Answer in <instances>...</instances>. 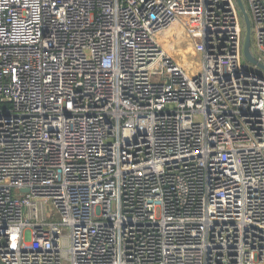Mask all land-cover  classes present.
Instances as JSON below:
<instances>
[{
	"label": "built area",
	"instance_id": "2783aa9c",
	"mask_svg": "<svg viewBox=\"0 0 264 264\" xmlns=\"http://www.w3.org/2000/svg\"><path fill=\"white\" fill-rule=\"evenodd\" d=\"M242 2L264 66V0ZM186 16L190 66L158 41ZM244 22L237 0H0V264H264Z\"/></svg>",
	"mask_w": 264,
	"mask_h": 264
},
{
	"label": "rangeland",
	"instance_id": "374dc122",
	"mask_svg": "<svg viewBox=\"0 0 264 264\" xmlns=\"http://www.w3.org/2000/svg\"><path fill=\"white\" fill-rule=\"evenodd\" d=\"M198 27L197 19L194 16H186L180 23L160 33L158 35V41L162 48L180 64H182V61L185 59L189 62L188 66L194 62L197 64L200 62V58L194 50L195 39L191 37L192 33L190 30L194 31L195 36L197 35L195 31ZM180 32H184V34L181 36ZM243 32L246 36L247 29L245 22L243 24ZM189 37L191 38V41ZM178 38L181 39V41L179 39L180 42L178 41ZM188 41L191 42L192 45H190ZM252 41L254 42V38H252ZM67 233V231H64V234Z\"/></svg>",
	"mask_w": 264,
	"mask_h": 264
},
{
	"label": "water",
	"instance_id": "95a60500",
	"mask_svg": "<svg viewBox=\"0 0 264 264\" xmlns=\"http://www.w3.org/2000/svg\"><path fill=\"white\" fill-rule=\"evenodd\" d=\"M238 4L240 6V9L243 13L244 19H245V24H246V29H247V34L245 37V46H244V54L246 59L256 65H259L260 67L264 68V66L262 64H260L257 59L255 58L253 52H252V29H251V22H250V18L249 15L246 11V8L242 2V0H237Z\"/></svg>",
	"mask_w": 264,
	"mask_h": 264
},
{
	"label": "crops",
	"instance_id": "0c3cea01",
	"mask_svg": "<svg viewBox=\"0 0 264 264\" xmlns=\"http://www.w3.org/2000/svg\"><path fill=\"white\" fill-rule=\"evenodd\" d=\"M183 34H184V32H180V35H181V36H182ZM179 39H180V38H178V41H179ZM189 39H190V41H191V38H190V37H189ZM180 41H181V39H180ZM180 41H179V42H180ZM188 42H189V41H188ZM189 43H190V45H192L191 42H189Z\"/></svg>",
	"mask_w": 264,
	"mask_h": 264
},
{
	"label": "bare ground",
	"instance_id": "6f19581e",
	"mask_svg": "<svg viewBox=\"0 0 264 264\" xmlns=\"http://www.w3.org/2000/svg\"><path fill=\"white\" fill-rule=\"evenodd\" d=\"M183 62H185V64L187 63V59L183 60Z\"/></svg>",
	"mask_w": 264,
	"mask_h": 264
}]
</instances>
